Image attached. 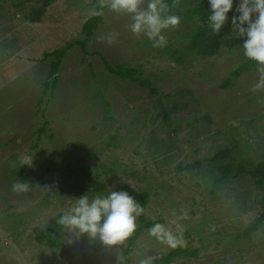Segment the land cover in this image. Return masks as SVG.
<instances>
[{
	"label": "rangeland",
	"instance_id": "374dc122",
	"mask_svg": "<svg viewBox=\"0 0 264 264\" xmlns=\"http://www.w3.org/2000/svg\"><path fill=\"white\" fill-rule=\"evenodd\" d=\"M91 2L57 0L35 23L26 19L32 3L0 0V264H122L126 239L105 246L64 227L65 253L59 256L34 238L52 217L70 212L81 195L91 200L122 186L149 191L145 215L163 220L157 234L151 228L135 240L131 263L183 247L197 249L196 256L170 264H264V218L245 235L262 211V191L242 176L224 180L212 194L211 176L219 173H208L209 157L233 140L253 161L264 159V88L255 89L260 73H244L221 86L231 67L246 58L242 43L218 57L188 55V63L180 64L164 47L181 45L182 23L164 30L167 43L154 47L143 33L130 31L128 14L106 7L87 52L79 46L68 50L53 89L45 88L53 79L52 58L43 53L80 37L83 23L95 14ZM96 52L112 65H141L160 92L180 91L175 99L187 102L183 110L169 112L179 130L165 161L150 145L171 133L158 113V95L108 72ZM111 135H118L116 145H107ZM25 156L31 167L21 165ZM71 160H80L88 175ZM20 165L27 191L13 190L18 180L24 183ZM40 168L43 175L36 176ZM95 180L104 187L93 194Z\"/></svg>",
	"mask_w": 264,
	"mask_h": 264
},
{
	"label": "trees",
	"instance_id": "16d2710c",
	"mask_svg": "<svg viewBox=\"0 0 264 264\" xmlns=\"http://www.w3.org/2000/svg\"><path fill=\"white\" fill-rule=\"evenodd\" d=\"M16 5L23 3H32L33 7L27 13L26 19L30 22H41L43 16L48 11L50 6H52L57 0H14ZM148 0H142L140 4L141 8L147 7ZM168 4L169 12L168 14L177 15L180 17V22L182 23L179 26L178 34L179 37L177 41L181 43L177 49L170 51L169 48H165V51L169 52L171 59L175 60L180 64L186 65L188 60L186 57L188 55H196L202 58L207 57H218L224 52H232V50L243 41L236 36L235 30L232 28L230 22L227 23L224 28L221 30L219 34H214L211 31V28L208 25V15L209 8L207 0H165ZM92 6L95 9V14L89 17L82 25L81 32L79 33L80 37L74 41L68 42L64 47L60 49H55L50 52H44L43 58H52L50 64V75L53 77L52 83L49 84L47 81L45 82V88L51 87L53 89L54 85L57 82V71L62 63V60L68 50H70L74 46H79L83 52H87V43L91 40L94 35L95 29L103 20V13L106 10L107 0H92ZM19 6V5H18ZM97 13H100L99 15ZM183 24H189V27L185 29V31L181 32L180 28H183ZM98 53L104 62L105 69L111 74H115L121 80L129 81L131 84H134L140 88H144L150 95H158V103L157 105L160 108L159 114L162 115L163 121L167 124L169 129L168 132V140L164 141L157 140L155 138H151L150 145L153 147L152 154H159L162 156V161H165L168 158V153L172 151L173 145V135L177 133L179 127H174V121L170 118V110L171 111H179L183 110V106L187 104V102H180L175 99L176 94L180 91H175V93H162L159 91L158 87L153 84L149 75H146L144 71L141 69V65L132 66L127 63H118V64H110L105 57ZM162 52L160 51V54ZM257 71V64L255 61L249 60L247 58L241 59L237 61L230 69L227 79H225L221 86H228L233 79H236L240 75L244 73H250ZM161 98L166 99V101H162ZM193 99V98H191ZM180 102V103H179ZM40 104V101H39ZM183 105V106H182ZM107 106V105H106ZM107 108H109L107 106ZM108 118H111L108 115ZM177 120V119H176ZM48 122L40 127L38 130V140L36 141L34 147H38V143L40 141V136L43 132L47 130ZM49 138H53V134H49ZM118 139V135H111L108 141V144L116 145V141ZM110 142V143H109ZM229 145L226 147H221L216 154L211 155L209 157V171L211 173L215 169L218 171L219 176L214 178L211 176V187L210 192L214 194L218 186H220L221 182L224 180L238 179L242 176H248L262 191L263 197L261 199V208L262 211L260 216H258L252 223L248 225L245 229V235L249 236L253 231H255L259 225V223L264 218V159L253 161L248 157L247 154L243 153L241 148L236 144V141H229ZM66 153V152H64ZM71 162H75L77 166L80 168V171L84 175H88L87 170L82 166L80 160H74ZM52 164L54 162L52 161ZM114 167L118 166V163L113 164ZM21 177V180L25 182V177L22 174V166H17L16 168ZM48 169L45 168V170ZM111 169V168H110ZM110 171V170H109ZM206 173V172H205ZM36 176L43 175L41 173V168L35 172ZM10 181V180H9ZM11 183V181H10ZM96 187L91 192L96 194L99 190H101L104 186L103 183L99 180H95L93 182ZM83 189V186L81 185ZM121 190H128L129 193L137 200V202L143 208V212L137 218V226L135 231L126 238L127 245L123 252V262L122 264H133L131 263L130 254L133 243L145 230L154 228L155 225L163 222L161 218H153L148 219L145 215V207L149 201V191H137L131 189L128 186H122ZM47 200L44 198L43 202ZM195 212V210H193ZM68 213L67 210H64L58 213L57 216H54L50 219L48 226L44 229V234H36L34 238L37 243L43 245L45 247H49L52 250L58 251L59 256L64 255L65 246L60 236V231L64 229L63 226L59 225L57 221L59 218ZM242 234L236 235V237H241ZM197 249H184L183 247H175L169 252H166L162 255L153 258V264H170L174 260L181 257H193L196 256Z\"/></svg>",
	"mask_w": 264,
	"mask_h": 264
},
{
	"label": "clouds",
	"instance_id": "9594fccd",
	"mask_svg": "<svg viewBox=\"0 0 264 264\" xmlns=\"http://www.w3.org/2000/svg\"><path fill=\"white\" fill-rule=\"evenodd\" d=\"M141 3L142 0H107L106 6L115 13L130 16L129 28L134 35L143 33L153 41L154 47H163L167 43L163 31L178 26L180 17L168 14L165 0H148L144 9L140 8ZM207 3L211 31L219 34L230 22L236 36L243 41L244 56L257 64L260 78L255 89L264 88V0H207ZM230 12L233 13L231 17ZM32 162L26 156L21 158L22 166L31 167ZM27 189V182L18 180L13 185V190ZM142 212L141 205L127 191L114 190L107 195H96L91 200L87 194L81 195L70 212L63 214L57 223L81 235L98 238L105 246H113L135 231L136 219ZM157 230H162V226L157 224L151 231L157 234ZM168 242L175 247L170 234ZM138 264H153V258H142Z\"/></svg>",
	"mask_w": 264,
	"mask_h": 264
}]
</instances>
